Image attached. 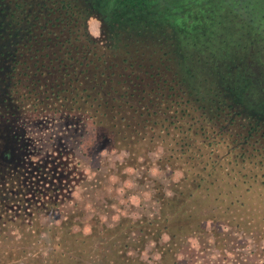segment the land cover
<instances>
[{
    "label": "trees",
    "instance_id": "obj_1",
    "mask_svg": "<svg viewBox=\"0 0 264 264\" xmlns=\"http://www.w3.org/2000/svg\"><path fill=\"white\" fill-rule=\"evenodd\" d=\"M129 2L151 18L113 34L94 7L49 0L2 52L0 138L12 135L0 139V264H211L208 239L212 259L264 264V0ZM45 117L58 127L44 132ZM156 144L181 175L150 216L84 229L80 210L26 176L54 152L89 163L121 146L136 165ZM148 242L157 257L142 256Z\"/></svg>",
    "mask_w": 264,
    "mask_h": 264
},
{
    "label": "rangeland",
    "instance_id": "obj_2",
    "mask_svg": "<svg viewBox=\"0 0 264 264\" xmlns=\"http://www.w3.org/2000/svg\"><path fill=\"white\" fill-rule=\"evenodd\" d=\"M21 1V5L15 3ZM84 10L94 7L96 14L88 19V29L99 41L104 42L105 33L100 19L109 23L113 34L127 25L139 22L142 19L151 18L152 10L145 5H134L136 2L125 3V0H114L107 7L100 5V0H74ZM49 0H0V59L4 61L3 50L13 46V41L25 39L31 34L35 24L48 9ZM80 6V7H81ZM17 8L19 16L14 19L12 10ZM100 17V19H99ZM1 64V61H0ZM262 84V83H259ZM257 97V95H256ZM240 99V98H238ZM256 106L260 101H254ZM260 108L264 109L261 104ZM264 119V110L256 113ZM44 132L55 129L54 120L49 117L43 118ZM2 143H9L12 132L5 126ZM126 147L104 145L98 157L89 163L79 161L77 158L64 153L54 152L52 162H30L26 169V176L31 181H37L43 185L46 192L60 199L62 208L79 211L76 214L84 229L94 222L114 224L120 215H129L137 218L142 215H153L158 209L157 189L164 192L171 191L172 182L181 175V170L169 166H163L158 159L163 155L161 144H156L148 150L146 157L140 156L139 164L134 165V158ZM48 173H44L43 171ZM37 179V180H36ZM77 202V203H76ZM83 212V213H81ZM166 236H162V240ZM194 239V238H193ZM190 239L198 246L196 239ZM207 257L211 264H225L212 259L215 250L209 239ZM264 249V239L260 241V248ZM264 252V251H263ZM217 256V254H215ZM143 257H157L158 252L153 242H148L142 252ZM229 264L233 262L229 254ZM231 260V261H230Z\"/></svg>",
    "mask_w": 264,
    "mask_h": 264
}]
</instances>
